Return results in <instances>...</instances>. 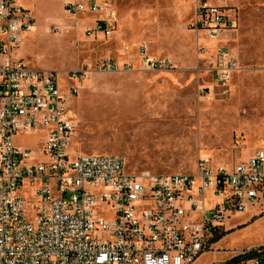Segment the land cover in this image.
Segmentation results:
<instances>
[{
	"label": "built area",
	"instance_id": "obj_1",
	"mask_svg": "<svg viewBox=\"0 0 264 264\" xmlns=\"http://www.w3.org/2000/svg\"><path fill=\"white\" fill-rule=\"evenodd\" d=\"M232 1L196 0L189 24L219 41L211 74L224 90L239 70L221 45L238 26ZM64 7L76 19L100 16L91 36L116 30L106 1ZM35 27L20 0H0V264H194L228 219L264 206L263 148L232 167L200 159L194 173L170 175L132 173L119 155L79 153L57 73L15 59ZM140 55L151 70H174L148 44ZM19 137L33 138L36 150ZM214 264H264V245Z\"/></svg>",
	"mask_w": 264,
	"mask_h": 264
},
{
	"label": "rangeland",
	"instance_id": "obj_2",
	"mask_svg": "<svg viewBox=\"0 0 264 264\" xmlns=\"http://www.w3.org/2000/svg\"><path fill=\"white\" fill-rule=\"evenodd\" d=\"M65 1L20 0L36 27L14 56L57 73L78 126L79 153L119 155L132 173L170 175L194 173L200 159L232 167L264 149V0L231 2L238 26L221 45L239 70L225 90L211 74L219 41L190 28L195 0H105L117 21L112 36L89 35L95 16L76 19ZM145 44L174 70L146 66ZM78 70L84 72L72 80ZM17 140L21 147L35 141ZM248 211L246 223L239 216L232 221L241 225L219 252L264 244V206ZM210 260L204 255L194 264Z\"/></svg>",
	"mask_w": 264,
	"mask_h": 264
},
{
	"label": "crops",
	"instance_id": "obj_3",
	"mask_svg": "<svg viewBox=\"0 0 264 264\" xmlns=\"http://www.w3.org/2000/svg\"><path fill=\"white\" fill-rule=\"evenodd\" d=\"M67 1V0H66ZM65 1V2H66ZM83 2L85 3H93L95 1H105V0H82ZM21 3V2H20ZM195 3H196V0H195ZM195 3H194V9H195ZM22 5V4H21ZM23 6V5H22ZM25 7V6H23ZM26 9H28L27 7H25ZM30 10V9H28ZM91 16H95L94 19H93V25H94V22L99 19L100 17L97 16V15H91ZM89 16V17H91ZM193 16H194V11H193ZM89 17H86V18H89ZM193 17L191 18V21H192ZM80 21V20H79ZM78 21V22H79ZM190 21V22H191ZM77 22V23H78ZM117 24V23H116ZM92 25V26H93ZM90 26V27H92ZM84 27V26H83ZM193 30V29H192ZM116 31V30H115ZM114 31V32H115ZM195 31V30H194ZM198 32V31H197ZM30 34V33H29ZM29 34H26L24 35V38H26ZM112 34L114 33H111L110 35H106V34H101V35H105V36H112ZM229 36L226 35V37L224 38V40H227ZM23 38V40H24ZM215 49V48H213ZM149 55L151 56L152 54H150L149 52ZM158 56H160V54H158ZM161 56H164V55H161ZM167 57V56H166ZM168 59V58H167ZM170 60V59H169ZM35 142H33V144H24L22 146H28V147H35ZM129 170V169H128ZM130 171V170H129ZM131 172V171H130ZM155 175V174H154ZM249 212H252V211H246L245 213H242V214H238V215H235L233 217H231L230 219H228V221L225 223L224 227H223V232H221L220 235H218L219 237L223 234H225L222 238H220L218 241L214 242V239L218 238V236L214 237L213 240H212V243H211V248L207 251H205L204 253H202V255L199 257L201 258L202 256L206 255V256H211V260L209 261L208 264H214V263H217V262H225V261H228L230 260L231 258L234 257L235 253L236 252H233L232 254H230V251L225 253V252H219L220 249L222 250L223 249V246H224V243L225 241L231 236V233H228L231 229H233V227L237 226V225H241V223H236V224H233V220L237 218V216L239 217H242V218H245L244 219V222L243 223H246L251 217V216H248V213ZM261 245H264V244H261ZM260 246V245H259ZM249 248H252V247H249ZM227 249V248H226Z\"/></svg>",
	"mask_w": 264,
	"mask_h": 264
},
{
	"label": "trees",
	"instance_id": "obj_4",
	"mask_svg": "<svg viewBox=\"0 0 264 264\" xmlns=\"http://www.w3.org/2000/svg\"><path fill=\"white\" fill-rule=\"evenodd\" d=\"M225 234L221 235L220 237L218 236V238L214 239V242L218 241L220 238H222Z\"/></svg>",
	"mask_w": 264,
	"mask_h": 264
}]
</instances>
